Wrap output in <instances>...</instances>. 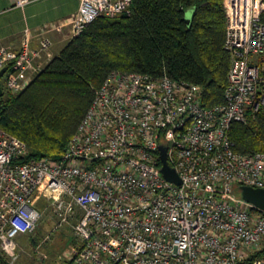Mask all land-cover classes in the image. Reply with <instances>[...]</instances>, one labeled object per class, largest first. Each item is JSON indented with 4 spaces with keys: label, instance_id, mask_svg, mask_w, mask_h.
<instances>
[{
    "label": "built area",
    "instance_id": "2783aa9c",
    "mask_svg": "<svg viewBox=\"0 0 264 264\" xmlns=\"http://www.w3.org/2000/svg\"><path fill=\"white\" fill-rule=\"evenodd\" d=\"M224 4L232 64L222 103L207 105L198 83L115 69L60 159L30 158L26 141L0 127L7 256L17 259L19 237L39 231L47 206L55 229L73 227L63 264H264V210L237 192L264 188V151L238 152L230 135L235 122L264 108V0ZM132 5L80 0L71 38L99 17L130 14ZM40 30L27 26L17 48L0 43L4 90L21 93L52 59L51 36L33 44ZM161 145L181 184L164 176Z\"/></svg>",
    "mask_w": 264,
    "mask_h": 264
},
{
    "label": "trees",
    "instance_id": "16d2710c",
    "mask_svg": "<svg viewBox=\"0 0 264 264\" xmlns=\"http://www.w3.org/2000/svg\"><path fill=\"white\" fill-rule=\"evenodd\" d=\"M224 3L133 0L130 14L97 18L24 91L5 90L0 127L26 141L30 158L60 159L97 89L115 69L198 83L207 105L222 103L232 64ZM230 135L238 152L264 151V108L247 122H235ZM0 261L11 264L1 251Z\"/></svg>",
    "mask_w": 264,
    "mask_h": 264
},
{
    "label": "rangeland",
    "instance_id": "374dc122",
    "mask_svg": "<svg viewBox=\"0 0 264 264\" xmlns=\"http://www.w3.org/2000/svg\"><path fill=\"white\" fill-rule=\"evenodd\" d=\"M61 0H35L25 6L26 13L33 16V23L37 27H49L57 21L61 13ZM35 29L34 27H31ZM61 38V37H59ZM54 40V38L52 37ZM56 39V37H55ZM54 40V47H59L63 42ZM58 49V48H57ZM49 56L47 57V59ZM52 59L48 60L51 61ZM47 61V62H48ZM46 65V64H45ZM3 85L5 86L4 80ZM240 193V189H237ZM44 218L39 231L35 234L23 235L18 239V257L13 261L12 258L0 249V251L11 259V264H63L64 253L73 244L74 235L71 225H64L60 229L57 226L56 217L51 213L49 207H43ZM52 233L50 239L44 241L47 234ZM41 246L38 247V244ZM34 242L37 244L34 245Z\"/></svg>",
    "mask_w": 264,
    "mask_h": 264
},
{
    "label": "crops",
    "instance_id": "0c3cea01",
    "mask_svg": "<svg viewBox=\"0 0 264 264\" xmlns=\"http://www.w3.org/2000/svg\"><path fill=\"white\" fill-rule=\"evenodd\" d=\"M80 0H61V13L57 21L52 23L51 27H40L34 38V45L38 44V37L47 34L57 39V42L62 43L59 47L52 46L48 55L53 58L65 47L67 42L71 39V23L70 17L78 10ZM27 26H35L33 23V16L26 13L25 7L16 6V0H0V43L11 47H19L22 34ZM56 37V39H55ZM61 37V38H59ZM56 42V43H57ZM58 48V49H57ZM37 243L34 242V245ZM0 264H3L0 261Z\"/></svg>",
    "mask_w": 264,
    "mask_h": 264
},
{
    "label": "water",
    "instance_id": "95a60500",
    "mask_svg": "<svg viewBox=\"0 0 264 264\" xmlns=\"http://www.w3.org/2000/svg\"><path fill=\"white\" fill-rule=\"evenodd\" d=\"M192 13L189 15L191 18ZM7 70V67H4L0 71V97L5 94V90L2 84V77ZM160 155L162 161V172L164 176L177 184L182 183V179L177 172V170L169 164L168 161V148L166 145L160 146ZM241 194L247 201L256 204L260 208L264 210V188H258L250 185H242L240 186Z\"/></svg>",
    "mask_w": 264,
    "mask_h": 264
}]
</instances>
